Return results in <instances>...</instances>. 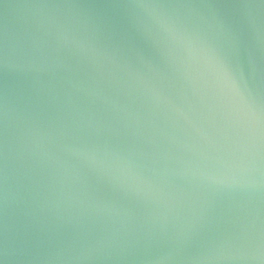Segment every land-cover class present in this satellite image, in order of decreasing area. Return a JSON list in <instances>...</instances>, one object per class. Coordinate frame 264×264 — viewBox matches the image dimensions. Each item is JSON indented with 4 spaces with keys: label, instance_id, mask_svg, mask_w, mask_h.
<instances>
[{
    "label": "water",
    "instance_id": "water-1",
    "mask_svg": "<svg viewBox=\"0 0 264 264\" xmlns=\"http://www.w3.org/2000/svg\"><path fill=\"white\" fill-rule=\"evenodd\" d=\"M0 264H264V0H0Z\"/></svg>",
    "mask_w": 264,
    "mask_h": 264
}]
</instances>
